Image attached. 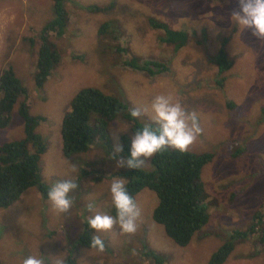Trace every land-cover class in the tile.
Wrapping results in <instances>:
<instances>
[{
  "label": "rangeland",
  "instance_id": "1",
  "mask_svg": "<svg viewBox=\"0 0 264 264\" xmlns=\"http://www.w3.org/2000/svg\"><path fill=\"white\" fill-rule=\"evenodd\" d=\"M95 7L107 9L95 13ZM65 10L69 22L64 34L49 35L60 62L37 88L33 78L39 36L53 19L52 1L0 0V73L12 67L27 90L30 115L44 120L36 130L46 147L39 163L41 179L50 188L68 178L79 185L70 194L73 209L66 214L55 211L39 194L32 200L23 195L11 207L0 209V264H23L28 256L40 254L45 264H65L68 255L77 264H153L142 256L145 249L163 255L165 264H208L229 233L256 224L253 216L261 210L264 40H256L232 19L240 10L238 0H70ZM151 18L176 31L187 30L186 47L176 53L165 47L162 33L148 26ZM102 25L106 30L99 34ZM223 39H228L227 52L234 64L220 87L215 55ZM132 58L165 63L168 72L149 77L133 71L123 65ZM85 88L126 103L130 111L150 110L156 95H171L188 112L198 114L203 132L187 151L213 156L201 172L209 220L187 247L173 245L152 220L158 200L148 190L134 199L141 213L135 233H122L118 224L102 233L91 229L92 236L103 240L104 251L78 246L87 221L96 213L110 215L114 208L110 185L120 178L111 176L127 170L117 167V160L128 156L125 151L114 155L113 134L119 129L121 146L122 136L130 140L134 136L129 123L117 117L108 127L110 155L94 146L87 154L65 159L61 122L73 97ZM14 108L9 126L0 131V145L23 138L18 104ZM149 117L150 111H142L137 120L144 125L151 122ZM93 122L91 116V126ZM150 160L141 168L152 170ZM257 240L253 234L237 243L224 264H264V248L256 245Z\"/></svg>",
  "mask_w": 264,
  "mask_h": 264
},
{
  "label": "trees",
  "instance_id": "2",
  "mask_svg": "<svg viewBox=\"0 0 264 264\" xmlns=\"http://www.w3.org/2000/svg\"><path fill=\"white\" fill-rule=\"evenodd\" d=\"M51 1L53 19L43 27L39 36L36 72L33 78L37 88L44 85L60 62V55L55 50L54 43L49 40V35L62 36L69 22L65 4L70 0ZM106 9L95 7L94 11L100 13L105 12ZM148 26L153 31L161 32L160 42L165 47H172L175 53L188 44L189 35L185 29L176 31L152 18L149 19ZM105 30L106 25H102L99 34L105 33ZM227 44L228 39H223L215 55L217 77L220 76L217 84L220 87L225 80V74L234 64L227 52ZM123 65L133 71H141L149 77H158L168 72L165 63L142 61L139 58H132ZM26 94V88L12 67L2 70L0 73V131L9 126L14 107L18 104L17 115L22 121L23 138L0 145V209L11 207L31 188L36 189L44 200H48L47 193L50 187L42 181L39 167L46 147L41 136L36 133L44 120L30 115ZM228 107L234 106L228 104ZM69 109L70 111L62 119L60 129V149L65 159L87 154L94 146L110 155L112 149L108 140V127L117 117L129 123L133 135L143 126L137 118L130 115L131 111L126 103L93 88L80 90L71 100ZM91 116H94L93 126L89 123ZM120 142L128 156L130 139L122 136ZM212 159L213 156L208 153L195 154L190 151L179 152L175 149H166L151 157L152 170L127 169L111 177L124 179L125 187L133 199L144 190L153 192L158 203L152 212V220L162 227L173 245L185 248L209 220L208 209L204 204L206 197L201 183V172ZM262 211H264V194L261 210L253 216V219L257 220L256 224L252 223L246 230H232L229 233V239L211 254L208 264H224L235 245L239 242L245 243L253 234H257L258 237L256 245L264 248ZM110 215L116 216L115 208L111 209ZM92 237L91 229L88 224H85L79 236L78 246L91 249ZM142 256L153 264L166 263L163 255L151 250L145 249ZM65 264L77 263L73 256L68 255Z\"/></svg>",
  "mask_w": 264,
  "mask_h": 264
},
{
  "label": "clouds",
  "instance_id": "3",
  "mask_svg": "<svg viewBox=\"0 0 264 264\" xmlns=\"http://www.w3.org/2000/svg\"><path fill=\"white\" fill-rule=\"evenodd\" d=\"M239 12L233 14L232 19L242 29L249 30L256 40H264V0H238ZM142 111L149 113L150 123L144 124L136 131L130 140L129 155L125 159L117 160L118 168L129 170L140 169L144 161L168 148L185 152L203 132L200 127L199 116L196 112H188L185 107L171 95H156L149 109L135 108L130 115L133 118L141 116ZM120 131L113 134L116 141L113 147L114 155L123 152L119 143ZM75 172V168L71 170ZM43 181V180H42ZM79 185L74 178L54 182L47 196L53 209L58 213L66 214L73 209L71 193ZM112 203L116 216L94 214L88 221V227L97 233L110 231L114 224H118L124 234H133L137 230L140 218V209L125 187V182L115 179L110 185ZM89 210L93 205H88ZM90 246L100 252L104 251V242L99 236H93ZM23 264H45L43 255L28 256Z\"/></svg>",
  "mask_w": 264,
  "mask_h": 264
},
{
  "label": "crops",
  "instance_id": "4",
  "mask_svg": "<svg viewBox=\"0 0 264 264\" xmlns=\"http://www.w3.org/2000/svg\"><path fill=\"white\" fill-rule=\"evenodd\" d=\"M40 127V126H39ZM38 127V128H39ZM45 154V153H44ZM43 154V156H44ZM43 156L41 157L40 160H42ZM39 167H40V164H39ZM40 175H41V172H40ZM38 191L34 188H31V189H28L23 195L26 196L28 199H37L36 197L38 196ZM40 195V194H39ZM41 197V196H40ZM21 199V198H20Z\"/></svg>",
  "mask_w": 264,
  "mask_h": 264
}]
</instances>
